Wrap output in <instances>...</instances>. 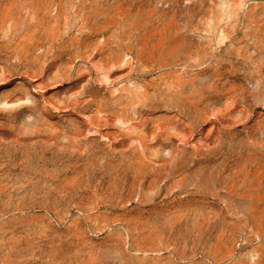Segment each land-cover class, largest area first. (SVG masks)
I'll return each mask as SVG.
<instances>
[{
  "label": "rangeland",
  "instance_id": "rangeland-1",
  "mask_svg": "<svg viewBox=\"0 0 264 264\" xmlns=\"http://www.w3.org/2000/svg\"><path fill=\"white\" fill-rule=\"evenodd\" d=\"M0 264H264V0H0Z\"/></svg>",
  "mask_w": 264,
  "mask_h": 264
}]
</instances>
